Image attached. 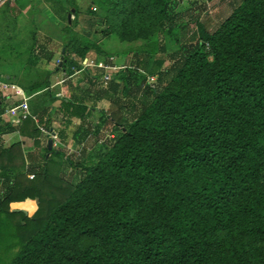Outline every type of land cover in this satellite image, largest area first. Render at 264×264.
Here are the masks:
<instances>
[{
    "label": "trees",
    "instance_id": "1",
    "mask_svg": "<svg viewBox=\"0 0 264 264\" xmlns=\"http://www.w3.org/2000/svg\"><path fill=\"white\" fill-rule=\"evenodd\" d=\"M92 3L103 12L101 34L121 43L157 48L158 36L178 30L180 0ZM76 23L64 32L74 36ZM198 31L172 53L175 72L166 83L125 71L146 80L145 99L137 116L116 98L99 125L85 124L94 137L111 127L97 150L83 147L73 161L51 151L27 182L19 167L0 169L11 184L0 195V217L20 215L22 236L11 248L15 257L0 264H264V0H237L214 32ZM92 49L103 55L85 38L66 43L67 77ZM119 80L127 92L126 77ZM37 82V91L50 87L47 78ZM108 86L103 96L117 93L118 84ZM61 109L81 122L94 110L63 101ZM41 110L43 120L51 107ZM5 152L16 160L14 148ZM63 163L75 183L60 178ZM27 199L36 203L33 215L27 204L17 207L28 213L10 210Z\"/></svg>",
    "mask_w": 264,
    "mask_h": 264
},
{
    "label": "rangeland",
    "instance_id": "2",
    "mask_svg": "<svg viewBox=\"0 0 264 264\" xmlns=\"http://www.w3.org/2000/svg\"><path fill=\"white\" fill-rule=\"evenodd\" d=\"M31 1L32 9L27 14L23 13H17L11 14L9 17L17 20V21H4L0 22V41L3 42L2 44H11L9 43L10 35L12 34L11 29L15 25H21L23 29H33L39 27V18L41 17L44 22L42 23L44 26H46L48 23V17L50 14H53L50 10L48 11H38L36 9V5L41 0H29ZM56 4L55 7L64 6V3L62 0H53ZM181 5L177 8L176 14L173 18L174 24L178 25V30L174 34V38L170 37L168 35H160L158 36L157 40V48H155L153 43L148 42H142L138 41L132 44L128 43H121L118 41V39L112 35L108 37H104V35L101 34V30L103 28V12L92 3V0H71L70 6L71 8L66 11L65 15L63 16V22L65 24L68 23V15L71 14V10L74 9V5H77V14L74 13L70 15L71 23L76 21L78 25H76L73 28L74 36L69 35L65 33L62 35L65 38V42H69L70 39L77 40L79 38H85L91 41L93 45H95L100 52L104 54L99 55L97 52L92 49L87 53L86 56L93 57L95 59L94 63H100L98 65H101L104 61L102 58L106 60L108 63V66L111 67L107 72L109 73L110 82L118 84V90L117 93L111 92L109 95V101L106 102V108L103 106H100L99 104H94L92 100H87V103H90L92 101V107L95 109V111H103L104 109L107 110L109 107V102L115 101V99H119V106H124L123 112L126 114L127 110L130 108V106H133L134 110V116H137L140 113L141 110V104L140 102L144 101V89H145V82H143L142 79H137L135 76L131 75L129 72L125 71H133L136 70L138 73H140L142 76H144L148 83L151 85H157L158 78L162 83H166L174 74V69H172V53L179 50V47L181 45H186L188 43L193 42L194 39L199 38V31H198V25H201L206 31L209 33L214 32L219 25L231 14L233 8L237 5V0H180ZM12 1H7L1 8H0V15L4 8H7L8 5ZM58 6V7H59ZM10 7V6H9ZM67 8V6L64 7V9ZM19 14V15H17ZM28 22H26V21ZM34 20L33 23H29L30 21ZM70 23V24H71ZM76 23V24H77ZM4 31V32H3ZM11 31V32H10ZM26 39L31 40L32 35L28 34L25 35ZM24 36V38H25ZM11 39V38H10ZM66 43L61 47L60 52H63V48L65 47ZM19 50L21 52V48L23 50V53L28 52L27 55L22 54L21 57L17 59H13L6 56V61L4 62V65L2 68L9 70L12 65L14 64H20L22 66V62L25 61V57L28 56L30 51V48L33 47L32 44H29V41L23 40V43L18 44ZM32 50V49H31ZM62 50V51H61ZM14 56V55H13ZM85 56V57H86ZM103 56V57H99ZM85 59H83L82 65H86ZM91 63V62H90ZM102 67V66H101ZM98 69V68H97ZM127 69V70H126ZM32 70V69H29ZM103 70V69H100ZM104 73L101 75L102 77L106 75L105 70H103ZM46 72H39L36 71L34 73H28L26 71H23L22 73H19L18 79L19 82H26L28 80L30 81H38L37 83L45 80L47 77ZM120 77H126L127 82V92H123L124 84L122 81L119 80ZM64 77H67L66 74ZM95 80L97 81V84H101V88L96 89V94L101 93L103 90L106 91L108 89L109 81L106 85H104L99 77H96ZM17 81V80H16ZM103 85V87H102ZM96 87V86H94ZM107 87V89H105ZM95 92V91H94ZM85 93V91H84ZM26 94V93H25ZM88 94V93H87ZM90 92L88 95L92 98L93 95ZM116 95V96H115ZM43 98L47 99V102H50L48 97V93H45L42 95ZM90 98V99H91ZM89 106V105H88ZM103 109V110H102ZM98 114V113H97ZM96 115L94 111L92 112V116ZM91 116V117H92ZM98 117H92L85 122H90V124H95L99 120H97ZM83 122L81 126H79V129L74 132V144L71 145L73 148L70 149H64L66 156L70 157V159L73 161L80 150L84 147L86 151L90 150H97L99 148L100 142L105 138L106 135L109 134V131L111 130V127H106L101 129V132L99 135L94 137L91 135L92 130L90 128L85 129ZM101 122V120L99 121ZM89 125V124H87ZM85 129V131H82ZM91 135V136H89ZM93 138V139H92ZM95 140L96 142L92 141ZM90 141V142H89ZM71 143V142H69ZM60 148V147H58ZM54 166V165H50ZM18 170H16L17 174H22L25 177V181L27 182L28 173L26 170H24V166L19 165ZM59 176L60 178L65 182V185L73 184L76 182V177L74 176L73 171L71 170V167H69L68 164L63 163L62 168H60ZM54 173V172H53ZM31 175V174H30ZM39 177H37L38 179ZM12 179V178H10ZM4 179L0 177V188L2 192H0V195L3 194L4 188H7L11 185L8 183L3 184ZM39 180V179H38ZM36 180V182L38 181ZM1 197V196H0ZM31 200V199H27ZM23 201V202H15L11 203L9 205L10 210L15 209V211H22L18 205H31L30 202H35L34 200L29 201ZM25 202V203H24ZM34 204H32L33 206ZM31 209L35 208L34 207ZM37 207V206H36ZM30 211H33L31 210ZM26 213V212H25ZM35 213H28L29 216L33 215ZM20 215H10L3 214L0 217V261H11L17 251V247H14L13 250L11 249L15 243L21 244V237L19 234V231H17V222L20 220ZM12 221V222H10ZM21 225H23V222H20ZM31 231L28 230L25 232V237L30 236Z\"/></svg>",
    "mask_w": 264,
    "mask_h": 264
},
{
    "label": "crops",
    "instance_id": "3",
    "mask_svg": "<svg viewBox=\"0 0 264 264\" xmlns=\"http://www.w3.org/2000/svg\"><path fill=\"white\" fill-rule=\"evenodd\" d=\"M11 1L12 2L8 5V7L2 10L0 22L11 20L17 21L9 16L15 12L27 14L32 9L31 1L29 0ZM70 1L71 0H62L64 6L58 5L59 7H55L56 3L53 0L39 1L36 5V9L38 11L50 10L53 12V14H50L48 17L46 22L48 24L44 26L42 24L44 20L40 17L39 23H37L40 25L37 29H23L21 25H15L13 29H11V39L9 38V43L11 44L4 45L2 44L3 42L0 41V97L2 99V102H0V169H14L23 164L25 167L24 170L28 173L29 179L30 176L33 175V171L41 169L44 162L50 158L52 154L51 151H59L65 154L64 149H73L71 145L74 144V132L79 129V126H81L83 122H81L78 118L69 119L61 109L62 101L65 103H83L86 106L89 105L88 107L92 105L93 101L94 104L97 103L106 108V102L109 101L110 98V94L103 96L105 95L103 94V91L96 94V89H99V87L101 88V84H97L95 78L99 77L101 80V75L104 73L103 70L105 69H100L108 66V63L105 60L106 58L104 59L103 56H99L103 57L102 59L104 60L101 65H98L100 63L95 64L94 61L96 58L93 59V57L90 56H86L84 58L87 61L86 65H82L83 61L80 62L79 59H76L75 62H77L79 68L74 69V73L72 75L64 77L68 68H63L62 62H60L62 58L61 55L64 54V50L63 52H60V49L65 43H67L62 35L64 34L63 31L68 24H65L62 19L66 11L71 8L69 5ZM65 6H67V8L64 9ZM76 6L77 5H74V7ZM29 23H33V25L35 24L34 20ZM76 25H78V23ZM28 34L32 35L31 40H28V38L26 39L25 35ZM23 40H27L29 41V44H32L33 47L30 48L32 53L29 52L28 56L25 57V61L21 63L22 66L20 64H14L9 70L2 68L7 55L13 59L21 57L22 54L27 55L28 52L23 53L22 48L21 52L18 51L20 47L18 44L20 41L22 44ZM90 62L92 63L91 66L88 65ZM23 71L28 73H34L36 71L48 73L46 78L50 83V87L37 91L35 90V81L28 80L26 82H19L18 75ZM4 84L15 86L17 91L20 90L21 93L16 94L14 92L9 93L8 91H4L2 89ZM47 89V98L49 99L50 104L47 102V99L41 96V94L45 93L44 91ZM105 89H107V87ZM90 92L92 93L91 95H93L92 98L88 95ZM22 97L27 99L29 111L31 115L36 118V121L31 119L33 121L32 124L27 123L26 126H24L25 123L23 124V121H20L19 119V108L22 103ZM87 100L92 101L87 103ZM45 105H50L51 110L49 114H46V117L41 120L39 117L40 112L42 111L41 108ZM93 111L96 115H93L92 117L97 116V120L100 121L101 112L95 111V109ZM106 111L107 110L104 109L103 113L105 114ZM99 121L91 125H99ZM85 124H87V122H85ZM33 125H35L37 129L41 127L48 133H53L56 136L57 134L59 135V133H63V137L61 138L59 136L60 139L58 138V144L54 145L52 142L51 149H48V141L51 139L47 136V134L40 132L39 129L38 135H32ZM9 148H14V154L16 155V160L14 162L6 160L7 158L5 157V154L7 152L5 151ZM56 161L53 160L52 162ZM3 181V184L9 182L7 178ZM27 201L30 202L31 200ZM30 204L31 206L32 204L35 205V208L31 209L33 210L32 212L36 211V203L30 202ZM21 210L28 213V211L23 209Z\"/></svg>",
    "mask_w": 264,
    "mask_h": 264
},
{
    "label": "built area",
    "instance_id": "4",
    "mask_svg": "<svg viewBox=\"0 0 264 264\" xmlns=\"http://www.w3.org/2000/svg\"><path fill=\"white\" fill-rule=\"evenodd\" d=\"M7 1H9V0H0V7L2 5H4ZM88 65L91 66L92 63H89ZM103 68L106 70V75H104L102 77L101 82L104 85H106L107 82L110 80L109 73L107 72V70H109V68H111V67L106 66V67H102V69ZM2 89L4 91H8L9 93H12V92H14L16 94L21 93V91L20 90L17 91L16 87L13 86V85L4 84L2 86ZM21 102L22 103H21L20 108H19V119H20V121L27 120L28 118L36 121V118L34 116H32L31 113H30V111H29V107L27 105V99L22 97V101ZM38 129H39L40 132L47 134V136L52 140V142L54 143V145L58 144L59 140H58V137L55 134L48 133L46 130L42 129L41 127H39ZM32 178H34L33 175L30 176V179H32Z\"/></svg>",
    "mask_w": 264,
    "mask_h": 264
},
{
    "label": "water",
    "instance_id": "5",
    "mask_svg": "<svg viewBox=\"0 0 264 264\" xmlns=\"http://www.w3.org/2000/svg\"><path fill=\"white\" fill-rule=\"evenodd\" d=\"M74 13V9H72L71 10V14H73ZM70 14V15H71ZM70 15H68V23H70L71 22V20H70ZM51 147H52V140H49L48 141V149H51ZM25 213V212H24Z\"/></svg>",
    "mask_w": 264,
    "mask_h": 264
}]
</instances>
